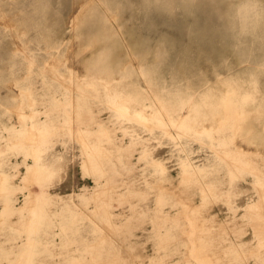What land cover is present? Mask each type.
<instances>
[{
    "label": "rangeland",
    "instance_id": "1",
    "mask_svg": "<svg viewBox=\"0 0 264 264\" xmlns=\"http://www.w3.org/2000/svg\"><path fill=\"white\" fill-rule=\"evenodd\" d=\"M0 264H264V0H0Z\"/></svg>",
    "mask_w": 264,
    "mask_h": 264
}]
</instances>
